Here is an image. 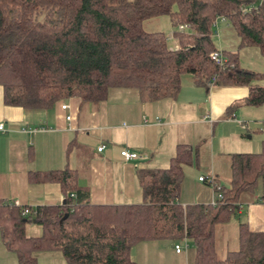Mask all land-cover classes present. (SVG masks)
I'll return each mask as SVG.
<instances>
[{
  "label": "trees",
  "instance_id": "trees-1",
  "mask_svg": "<svg viewBox=\"0 0 264 264\" xmlns=\"http://www.w3.org/2000/svg\"><path fill=\"white\" fill-rule=\"evenodd\" d=\"M161 17L189 26L172 34L176 48L164 33L142 28ZM218 17L239 40L237 51L222 52L223 68L209 57L217 51L212 26ZM242 48H256L264 58L261 0H0L2 100L24 111H46L72 98L98 104L112 89L133 90L141 103L175 99L185 76L204 88L216 76L213 86L246 88L244 106L264 107V75L240 67ZM195 157L179 145L168 168L137 170L142 202L121 206L91 205L69 168L29 172L30 184H57L63 203L31 208L0 201L3 246L18 264H36L35 254L43 252H58L66 264H135L131 250L139 243L185 240L193 246L192 264H264V232L242 221L235 250L220 259L215 246L216 227L236 218L245 197L260 189L264 202V151L230 156V183L219 185L215 205L182 206L183 168ZM31 224L40 235L26 234Z\"/></svg>",
  "mask_w": 264,
  "mask_h": 264
},
{
  "label": "crops",
  "instance_id": "crops-1",
  "mask_svg": "<svg viewBox=\"0 0 264 264\" xmlns=\"http://www.w3.org/2000/svg\"><path fill=\"white\" fill-rule=\"evenodd\" d=\"M231 44L235 48L226 49L233 53L239 40ZM176 47L175 41L172 48ZM216 49L225 52L220 44ZM247 50H238L240 67L264 75V58L259 51L254 57L248 52L249 60ZM247 96L246 88L196 87L188 77L183 78L175 99L141 103L133 90L112 89L98 104H82L72 98L64 101L66 110L61 109L64 102H60L49 110L34 112L5 106L0 88V123L6 130L0 133V201L31 208L60 206L64 200L60 187L30 184L28 173L69 168L76 171L78 185L87 190L91 205L139 204L142 195L136 171L168 168L177 147L185 145L196 151V157L183 168L178 203L211 204L214 192L198 178L213 176L217 184L227 187L231 155L264 151V107L244 106ZM234 105L238 108L227 115V109ZM68 116L70 121H66ZM40 127L48 131H23ZM101 145L104 149L98 152ZM123 149L142 158L126 162L120 156ZM197 167H202L197 170L198 183ZM260 193L258 189L254 198L245 197L236 218L216 227L215 235L224 225L232 232L231 239H225L224 250L219 253L216 247L220 259L237 248L238 221L251 231L264 232ZM30 228L35 236L40 235V228ZM173 246L169 241L142 242L131 250V260L135 264H192L193 255L186 251L177 254Z\"/></svg>",
  "mask_w": 264,
  "mask_h": 264
},
{
  "label": "rangeland",
  "instance_id": "rangeland-1",
  "mask_svg": "<svg viewBox=\"0 0 264 264\" xmlns=\"http://www.w3.org/2000/svg\"><path fill=\"white\" fill-rule=\"evenodd\" d=\"M218 36L213 35L212 36V41L213 44L215 45V47L220 44L223 48L225 52H228V48H235L232 47L233 45L231 44L234 41H237V37L236 34L233 30V28L231 27V25L228 22H222L219 21L218 22ZM142 28L144 29L145 32L148 33H154V32H161L164 33L166 35V38L168 39V44L169 46L172 48L175 44V40L174 38H171V34L179 32L177 27H174L171 25V23L169 22V19L167 17H161V18H157V19H150L147 21H144L142 23ZM216 31V29L214 27H212V33L214 34ZM187 32V31H186ZM234 44V43H233ZM236 46V45H235ZM227 48V49H226ZM253 53L254 55H257L256 53H258L257 49H252V48H248L247 50V56L249 59V54ZM250 57V58H252ZM250 60V59H249ZM191 78V76H185L184 79H188ZM261 85H264V80H262L260 82ZM203 144H202V149L203 150ZM201 148V147H200ZM73 152H75L74 149H72ZM198 168V167H197ZM194 168V172H195V181L197 182V177L200 173H197V170H202V167L200 168ZM184 177H186V174H184ZM203 186V184H200ZM30 227H32V229H39L38 226L36 225H27L26 226V234L28 236H35L34 235V231H31ZM228 229V226L226 227L225 225L222 226V230L220 231L218 229L217 233H216V247H217V251L220 253L222 250L225 249V239L230 240L231 239V230L229 229L228 231H226ZM181 246H187L188 249L186 250L187 254H190L191 256L193 255V246L192 244L188 241V242H183L180 243ZM36 257V264H66L64 262V260L62 259L61 255L58 252H43V253H36L35 254ZM0 264H18L16 261L15 256L6 251V249L3 246L1 237H0Z\"/></svg>",
  "mask_w": 264,
  "mask_h": 264
},
{
  "label": "built area",
  "instance_id": "built-area-1",
  "mask_svg": "<svg viewBox=\"0 0 264 264\" xmlns=\"http://www.w3.org/2000/svg\"><path fill=\"white\" fill-rule=\"evenodd\" d=\"M261 2H264V0H261ZM219 21L226 22V20L224 18L218 17L215 20V22H214V24L212 26V27H214L216 29L215 33L214 34L212 33V36L213 35L218 36V26L217 25H218ZM177 29H178L179 32H183V31L189 30V26L180 25V26L177 27ZM209 57L213 61V63L217 67H220V68H223L225 66L226 62H227V60L222 56V52L219 51V50L211 53ZM215 79H216V76H213L211 78L210 82L208 83V85L212 86L214 81H215ZM67 108H68V105L66 104V102H64L62 104V106H61V109L62 110H66ZM70 119L71 118L69 116L66 117V121H70ZM23 131L27 132V133H36V132H46V131H48V129H46L45 127H40V128H37V129H27V130H23ZM4 132H6L4 124L0 123V133H4ZM103 149H104V146L101 145L100 147H98L97 151L101 152ZM120 156L126 162L142 158L141 156H139L136 153L129 152L127 149L121 150ZM198 181L202 182V183H205L206 185H208L209 187L212 188V190L214 192V195H213V198H212V201H211V205H215L216 202L222 198V195H221V192H220V186H219V184L216 183L215 178L213 176L199 177ZM70 197L74 198L75 196H74V194H71ZM15 206H18V205H15ZM27 213H28L27 211L24 212L25 215ZM184 242L186 243L187 241L184 240ZM173 248H174L175 253H177V254H180L182 251H186L188 249L187 246H181V244H174Z\"/></svg>",
  "mask_w": 264,
  "mask_h": 264
}]
</instances>
